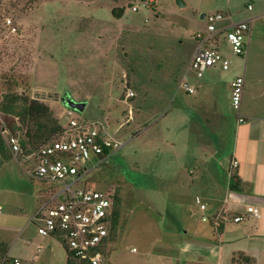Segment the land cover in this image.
<instances>
[{"label":"rangeland","instance_id":"374dc122","mask_svg":"<svg viewBox=\"0 0 264 264\" xmlns=\"http://www.w3.org/2000/svg\"><path fill=\"white\" fill-rule=\"evenodd\" d=\"M184 2L186 6L179 8L176 0H157L153 7H141L135 13L128 0H0V19L11 17L18 26V32L10 34L0 21V106L8 94L39 99L61 122L68 108L60 98L70 95L87 104L82 113L75 112L78 119L105 120L112 129L121 128L116 138L125 142L123 151L105 164L97 166L95 161L92 180L84 181L121 198L116 206L120 211L116 240L108 245L102 264L188 263L178 250L179 236L164 233L179 229L180 236L186 237L179 221L166 216L173 202L163 197L161 180L141 164L129 165L131 161L125 159L130 147L125 124L129 111L135 114L136 109L133 98L126 105L129 90L137 93L131 76L152 89L153 99L162 90L170 95L175 85V78H170L174 62L188 61L195 46L193 36L208 31L209 23L201 16L219 13L241 20L249 4L264 6V0ZM122 8L123 16L116 18L113 10ZM260 24L253 23L250 46ZM146 63L159 70L150 74ZM149 77L156 82L146 83ZM4 114L0 108V129L6 126ZM14 118L19 122L18 115ZM27 128L23 125L22 136ZM36 166L35 160L26 162L22 156L16 160L11 155L0 169V223L11 226L19 238L13 255H21V240L38 233V221L32 219L51 196V185L30 175ZM48 264H67L63 251L56 250Z\"/></svg>","mask_w":264,"mask_h":264},{"label":"crops","instance_id":"0c3cea01","mask_svg":"<svg viewBox=\"0 0 264 264\" xmlns=\"http://www.w3.org/2000/svg\"><path fill=\"white\" fill-rule=\"evenodd\" d=\"M252 6L253 9L247 7L248 11L242 12L241 20L234 21L230 15L226 22L249 21L253 31V23H263L257 27L254 44H248L247 56H235L223 39L218 40L219 50L231 60L228 70L217 66L198 77L190 68L196 46L193 39L195 46L189 60H177L171 69L170 78H175V85L170 88V95L162 90L153 99L152 89H145L143 82L135 75L131 76L137 93L133 97L127 96L126 105L130 106L128 100L133 98L131 103L136 109L135 114L129 111L124 123L125 138L130 139L125 159L127 163L131 161L129 165L141 164L161 180L165 188L163 197L173 202L166 216L179 221L186 237L180 236L179 229H166L164 233L179 236L178 250L190 264H264V6ZM248 12L251 14L247 15ZM251 40L252 34L249 42ZM145 66L150 74L159 70L147 63ZM239 76L245 77L240 111L245 120L241 123L231 102V86ZM182 81L188 82L196 92H187ZM148 82L153 84L156 80L149 77ZM93 120L104 123L115 138L121 131L120 127L112 129L105 120ZM122 151L113 152L101 164ZM233 158L239 166L231 177ZM6 161L0 154V169ZM233 182L238 184V190L231 188ZM196 197H201L207 204L206 212L200 211ZM248 205L257 208L258 217L248 216L239 224L228 220L219 226L201 222L202 215L213 218L220 211L232 218L244 213ZM13 231L11 226L0 223V247L10 252L19 241ZM21 242V255L11 254L24 264H48L59 249L66 262L68 260L66 249L56 239L37 233ZM38 246L43 250L40 253ZM233 259H236L235 263Z\"/></svg>","mask_w":264,"mask_h":264},{"label":"built area","instance_id":"2783aa9c","mask_svg":"<svg viewBox=\"0 0 264 264\" xmlns=\"http://www.w3.org/2000/svg\"><path fill=\"white\" fill-rule=\"evenodd\" d=\"M157 0H128V6L135 13L140 8H151ZM253 9L252 5L248 6ZM230 18L222 14L206 15L208 31H198L193 39L196 42L190 68L198 77H203L207 69L219 66L228 70L231 60L218 48V40L223 39L235 56L243 57L247 53L252 34L249 21L227 24ZM264 20V15L262 16ZM0 21L10 34L18 32V26L11 17L3 16ZM183 88L190 94L196 92L188 82L182 81ZM245 77H237L231 86V102L233 109L239 114L238 121L244 122L240 114ZM135 96L129 90L128 97ZM72 109H67L63 118V129L58 137L39 146L29 154L22 151L19 140L7 137V144L13 156L19 160L22 156L26 162L35 160L37 166L29 171L30 175L43 183L51 185V196L48 202L37 212L32 222L38 221L37 232L43 237L56 239L62 246L77 257L87 259L91 264H102L105 255L100 247L109 236L114 210V193L96 190L84 181L92 170L107 159L113 152L119 151L125 142L109 133L104 123L96 120L78 119ZM4 135H8L3 127ZM95 158V160H94ZM96 161V163H95ZM239 162L233 158L230 176L233 177ZM53 186V188H52ZM196 204L201 212H206L207 204L201 197H196ZM2 214V208H0ZM259 216L255 206L248 205L244 213L232 218L220 211L213 218L202 215L203 222L212 221L216 226L224 221L239 224L248 216ZM38 252L42 247L38 246ZM0 264H24L11 254L10 250L0 248ZM242 264H248L244 262Z\"/></svg>","mask_w":264,"mask_h":264},{"label":"trees","instance_id":"16d2710c","mask_svg":"<svg viewBox=\"0 0 264 264\" xmlns=\"http://www.w3.org/2000/svg\"><path fill=\"white\" fill-rule=\"evenodd\" d=\"M124 12L125 8L113 10V14L116 18H121ZM18 104H21L22 106L18 107ZM0 108L3 110V112H5L4 122L6 126L4 127L8 132V137L13 136L17 138L19 140L22 151L25 154L31 153L32 151L36 150L39 146L47 143L55 137H58V135L63 129V120L59 122L56 118H54L50 107L39 99H31L27 96L19 94H8ZM15 115L19 116L20 123L16 121V118H14ZM23 125L28 127L24 136L20 134V132L24 130ZM6 140L7 137L3 133V128H1L0 154L3 156V158L7 160L10 159V156L13 155V153ZM40 182L43 183V181ZM231 188L238 190V184L233 182L231 184ZM113 198L114 210L110 233L100 247L101 251L105 256L108 245L110 243L115 242L116 240V230L118 228L120 217V211L117 207L121 204V198L115 193ZM63 247L66 249L68 254L67 264H91L87 259L77 257L76 255L69 252L65 244L63 245ZM239 258L242 259V256H240ZM245 260L249 261L248 259ZM233 262L235 263L236 259H233Z\"/></svg>","mask_w":264,"mask_h":264},{"label":"water","instance_id":"95a60500","mask_svg":"<svg viewBox=\"0 0 264 264\" xmlns=\"http://www.w3.org/2000/svg\"><path fill=\"white\" fill-rule=\"evenodd\" d=\"M176 4L178 5L179 8L185 7V2L183 0H176ZM202 19L205 18V14L201 16ZM58 97V96H57ZM60 101L68 108L72 109L76 112H83L87 106L86 102H76L74 101L71 96H64L60 98Z\"/></svg>","mask_w":264,"mask_h":264},{"label":"flooded vegetation","instance_id":"af4514ba","mask_svg":"<svg viewBox=\"0 0 264 264\" xmlns=\"http://www.w3.org/2000/svg\"><path fill=\"white\" fill-rule=\"evenodd\" d=\"M65 96L67 97V96H69V95H65ZM71 98H72V97H71ZM72 99H73V98H72ZM73 100H74V99H73ZM74 101H76V100H74ZM76 102H77V101H76Z\"/></svg>","mask_w":264,"mask_h":264}]
</instances>
